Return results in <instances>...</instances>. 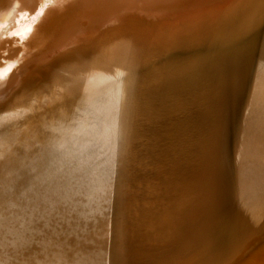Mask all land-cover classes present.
<instances>
[{
  "label": "bare ground",
  "instance_id": "1",
  "mask_svg": "<svg viewBox=\"0 0 264 264\" xmlns=\"http://www.w3.org/2000/svg\"><path fill=\"white\" fill-rule=\"evenodd\" d=\"M26 1L0 0V24L7 22L21 11ZM128 7L132 9L122 12L126 15L113 16L100 23L99 28H95L96 26L91 28L95 31L92 35L89 33L82 35L84 31L82 30L80 35H76L77 37L74 36L70 41L55 46L53 54L50 55V63L43 67L34 66L35 68L32 69H22L12 85L7 89H0V208H3L7 200L9 201L10 197L15 196L18 190L25 188L33 175H41L48 167L55 164L61 165L65 155H79L85 150L96 154L101 152L102 147H104L103 142L107 143L109 141L111 143L112 141H117L121 145H127L130 142H136V139L138 140L139 137H142L141 131H156L160 133L163 130H168L175 133V138L172 140L176 148L211 158L207 162L206 167L202 165V175L197 174L192 179H184V187L181 188L183 193L181 201L189 212L186 211L193 219H197V223L194 221L196 225L203 227L204 231L206 229L210 231L207 236L211 238L215 233L224 230V227L222 229L221 226L223 225L221 224L222 222L220 223L216 220L217 217H221L223 220L231 222V224L235 222L238 225L237 219L240 216H237L238 218L236 219L232 215L235 211H241L242 207L243 209L252 208V204L260 205L264 202V0H231L217 5L212 10L188 13L176 18L170 14H153L147 10L131 7L129 3ZM155 24H160V29L163 26L165 28L164 31L162 33L159 32L160 34L157 33L158 30L156 32L152 31L155 29H153ZM89 26L91 27L92 25ZM126 28L129 30L133 29L138 40V42H135L136 38L134 39L133 37L135 41L131 39L135 43L132 50L127 53L117 46L107 48L106 45L112 44L113 39L117 37L116 34L122 31L125 32ZM93 39L94 41L97 39L96 44L89 45ZM86 44L91 47H85ZM89 49L97 52L99 56H94L91 61L80 65L76 64L75 66L72 65V67L69 65L68 68L70 69L68 70L58 66L59 58H63L65 62L76 63L77 60L74 58L81 55L84 56ZM46 58L48 57L46 56ZM74 70L77 72L76 75L71 74ZM178 102L181 103V106L176 105ZM202 104L206 105L208 113L202 109ZM178 113L180 114V121L173 120L172 116ZM155 120H163L165 123L161 127H153L152 121L155 122ZM180 123L188 124V126L182 128L179 125ZM143 143L145 142L143 141ZM152 150L154 151V149ZM173 151L175 152L176 150ZM187 162L190 163V161ZM192 173L195 175L194 172ZM162 184L164 185V183ZM131 191L133 192V190ZM158 193L160 194V192ZM178 194L176 193V195ZM165 198L170 199L167 196ZM127 203L129 202L127 201ZM169 204L171 203L167 205ZM254 208L253 211L258 207ZM117 210H119V207ZM248 210L246 209L245 211L247 212ZM241 213L240 215H242ZM35 216H38V214ZM249 216L247 213L243 218L246 220ZM189 220L191 222V219ZM65 224H67V221H65ZM166 226L167 224L164 227L166 228ZM253 226H251L253 229L247 226L252 233H254ZM188 231L186 230L187 233ZM157 232L155 233L157 234ZM166 233H169L168 230ZM226 234L221 233L220 235ZM248 234L246 235L247 238ZM192 235L189 238L193 239ZM230 235L228 234V236ZM201 236L203 237V235ZM158 237L160 236L158 235ZM258 237L260 238V236ZM224 238H227V236ZM255 238L258 239L257 237ZM215 240L218 241V239ZM234 243L232 240L231 243L225 242V245L230 248ZM89 248L90 246L88 245ZM214 249L211 250L214 251ZM205 252L204 255L207 253ZM71 253L73 254V252ZM151 253L153 254V252ZM186 253L185 251L184 255ZM10 254L12 253L10 252ZM130 256L132 255L130 254ZM229 259H232V257ZM211 261L214 262V259ZM216 261L219 262L218 259H215V263ZM220 261L222 264L223 260ZM168 264L170 263L168 262ZM223 264H227V262L224 261Z\"/></svg>",
  "mask_w": 264,
  "mask_h": 264
},
{
  "label": "rangeland",
  "instance_id": "2",
  "mask_svg": "<svg viewBox=\"0 0 264 264\" xmlns=\"http://www.w3.org/2000/svg\"><path fill=\"white\" fill-rule=\"evenodd\" d=\"M229 1L231 0H27L26 4H24V7H22L21 11H19L17 14L11 17L7 22L5 21L0 24V89L1 88L7 89L10 85H12L13 82L16 81V78L18 77L22 69L28 70V69H32V68L39 67V66L43 67L47 63H50L49 62L50 55L53 54L52 52H54L53 49L55 48V46L61 43H64L66 41L67 42L70 41V39L73 38L74 36L80 35L82 30L85 31V32L84 31L82 32V35H84L85 33H89L92 35L95 31L91 28H94L95 26H96L95 28H99L100 23L105 22L106 20L112 18L113 16H120L123 14L126 15L125 13H122V12H126L132 9L128 7V3L131 5V7L147 10L153 14L155 13L160 14V15L170 14L172 17L176 18V17L186 15L188 13L212 10L217 5H221L222 3H226ZM138 9H135V10H138ZM88 23L89 25H92V26L90 27ZM87 26L89 27L87 28ZM159 26L160 24L153 25V29L154 28L155 29L152 31L156 32L158 30L157 31L158 34H160L159 32L162 33L165 28L162 26V29H160ZM132 33L134 36L132 35ZM118 34H119V37H118ZM116 35L117 37L113 39L112 44L110 43L111 45L110 44L106 45L107 48H112L114 46H117L121 50L129 53L135 44L133 41H131V39H133L134 37V39L136 38V41L134 39L133 40L135 42H138L136 33L134 34L133 29L129 30L128 28H126L125 32L122 31V32L117 33ZM93 41L91 42V44L89 43V45L96 44L97 39L94 42ZM89 45L86 44L85 47ZM94 51H97V50H94ZM46 56L48 58H46ZM94 56L95 57L99 56V54H97V52H93L92 49H89V51L86 52L84 56L81 55V56H77L76 58H74L77 60L76 63L65 62L63 61V58L61 59L59 58L58 66H60V68H64L68 70L70 69L68 68L69 65L72 67V65L75 66L76 64L80 65L84 62H89L94 58ZM43 58H46V59H43ZM52 64H50V66ZM71 74L76 75L77 72L74 70L71 72ZM176 105L181 106V103L178 102L176 103ZM202 109L206 110V113H208L207 107L205 104H202ZM172 119L173 120L175 119L176 121H180L179 120L180 114L178 113V114L173 115ZM164 123L165 122L163 120L161 121L155 120V122L152 121L153 127L155 126L161 127L163 126ZM179 125L182 128H186L188 126V124H185V123L184 124L180 123ZM141 132L143 136L139 137L138 140L136 139V142L134 143L130 142L127 145H121L117 141L116 142L112 141L111 143L109 141H107V143L103 142L104 147H102L101 152H98L95 154L94 152L92 153L89 150H85L81 152V154L79 155H65L64 156L65 158L61 162V165L55 164L54 166L48 167L46 169L47 172L44 171V173L41 175L39 174L33 175L32 178L29 180V183L27 184V186L25 188H22V190H18L17 194L20 192L21 193L10 197L9 201L7 200V203L5 205L7 207L4 206L3 208H0V248H1L0 249L1 251L0 252V256H1L0 264H9V263L10 264H13V263L14 264H124V263L125 264H156V263L168 264V262L170 264H182V263L183 264H195V263L196 264H201V263L210 264L212 262L211 260L213 259H214V262H212L211 264H218V263L221 264L220 260H223L222 264L224 261H226L227 264H234V263L235 264H264V233H263L264 202L261 203L262 205L261 204L257 205L256 203H254L256 205L254 204L251 205L255 208L258 207L261 210H259L258 208L256 209L254 208L255 210L253 211V207L244 208V209L242 207L240 209L241 211L239 212L235 211L236 213L232 212L233 213L232 215L236 219L240 216L239 217L240 219L238 218L237 221L239 222L241 226L239 224L237 225L235 222H233L234 224L233 223L231 224V222L223 220L221 217H217L216 220L219 221L220 223L222 222L221 224H223L221 225L222 229L224 227V230L221 229L222 232L221 231L220 232L222 234H225V233L227 234L221 236L220 235L221 233L217 232L214 234L213 236L214 238L213 237L209 238L207 235H209L210 231L207 229L206 231H204L205 229H203V227H199L198 224L196 225L197 219H193L191 215H189L188 213L189 210L182 204L181 198L183 197V193H182L181 188L184 187L183 185L184 179L189 180V179H192V177L196 176L197 174L202 175V171H201L202 170L201 168H203L202 165L206 167L207 162L211 158L207 157L208 158L207 159L206 157L199 156L197 154L196 156L195 154L192 153V151L186 152L185 149L176 148L175 147L176 145L175 143H173V140H172L175 138V133L172 131L163 130V132H160L162 135L156 131L154 132L148 131L149 133L143 132V131ZM164 137L165 139L169 141L165 140ZM143 141L145 143H143ZM170 144L172 147L170 146ZM139 145L141 148L139 147ZM133 149L135 150L134 152H133ZM142 149H143V152H142ZM152 149H154V151ZM173 150H176V151L174 152ZM160 153H162L164 157ZM150 154L151 155L153 154V155L151 156ZM113 161L115 162L114 164H113ZM187 161H190V163ZM144 163H147V164H144ZM177 166L179 167L177 168ZM191 167L193 168L191 169ZM192 172H194L195 175H193ZM180 177L182 178L180 179ZM140 181L142 184L140 183ZM179 182L181 185L179 184ZM162 183H164V185ZM173 183L175 184L177 183V185ZM55 188L56 190H59V191H56ZM131 190H133V192ZM148 190H150L151 192ZM158 192H160V194ZM176 193L177 194L179 193V194L176 195ZM165 196L169 197L170 199L165 198ZM127 201L130 204L127 203ZM153 203L155 204L153 205ZM163 203H164V206H163ZM166 203L167 204L171 203V204L167 205ZM165 204H166V207H165ZM181 205L183 206L181 207ZM117 206L119 207V210H117L118 209ZM153 207L155 208L153 209ZM246 209L247 210L249 209L250 211L248 210L246 212L245 211ZM20 210L22 211L20 212ZM240 213L242 215H240ZM247 213H248V216L250 215L246 219L247 221L249 220L248 223L243 218L244 215ZM37 214L38 216H35ZM123 215L127 216L129 219ZM187 217L188 219H186ZM219 218L221 219L219 220ZM135 219L137 222L135 221ZM189 219H191V222ZM65 221H67L68 225L65 224ZM194 221H196V223ZM166 224L167 226L165 228L164 226ZM187 224L188 226H186ZM158 225H159V228H158ZM230 225H231V228H230ZM194 226L195 228H193ZM247 226L248 227L253 226L254 227L253 231L255 234L252 233L251 229L248 228ZM167 230L169 233L170 232H173V233H170V234L166 233ZM186 230L187 231L189 230L188 233L186 232ZM193 230L195 233L193 232ZM157 231H161V232H157ZM233 231H235L234 232L235 234L233 233ZM155 232H157V234ZM249 232L250 234H248ZM259 233L260 234L262 233V234L260 235ZM228 234L229 235L231 234V235L228 236ZM247 234L251 237L248 236L247 238L246 236ZM66 235L69 237H67ZM158 235L160 237H158ZM190 235L193 236V239L191 237L189 238ZM201 235H203V237ZM226 236L228 239L224 238ZM258 236H260V238ZM255 237H257L258 239H256ZM57 238H58V241H57ZM246 238H247V241H246L247 243L246 242L244 243V240H246ZM215 239H218V241ZM186 240L188 241V243ZM232 240L235 242L234 243L235 245L233 244V246H231L230 248H227L225 245V242L231 243ZM170 243H171V246H170ZM242 243L246 245H243ZM185 244H187L188 247ZM79 245L82 247H80ZM88 245L90 246L89 249H88ZM213 245L216 247H214ZM247 246L248 247L251 246V247L248 248ZM10 247L13 248L14 250L11 249ZM81 248H84V249L81 250ZM211 249H214V251H212ZM196 250H198L199 253L196 252ZM233 250L235 251V253L237 251V253L235 254ZM185 251L188 254L186 253V255H184ZM204 251L207 252V253L205 252L206 253L205 255H204ZM10 252L12 254H10ZM25 252L26 254L24 255ZM70 252H73V254L72 253L70 254ZM151 252H153V254ZM221 252L224 254L222 255ZM130 254L132 256H130ZM198 255L199 256L201 255L202 259ZM234 255L235 256L237 255V256L235 257ZM231 257L232 259H229ZM197 258H200V259H197ZM184 259H186L185 262H184ZM215 259H218L219 262L216 261L215 263Z\"/></svg>",
  "mask_w": 264,
  "mask_h": 264
}]
</instances>
